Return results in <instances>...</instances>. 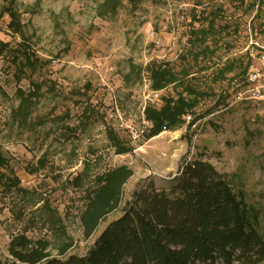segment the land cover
I'll return each instance as SVG.
<instances>
[{"label":"rangeland","instance_id":"374dc122","mask_svg":"<svg viewBox=\"0 0 264 264\" xmlns=\"http://www.w3.org/2000/svg\"><path fill=\"white\" fill-rule=\"evenodd\" d=\"M101 2L0 0V260L8 259V242L17 234L47 240L52 256L64 242L72 244L67 254L85 255L134 191L152 184L169 193L182 164L198 157L258 209L264 237V102H236L231 91L240 66L256 67L245 52L251 35H264V0L122 2L116 14L102 16ZM7 9L16 12L19 32L8 28ZM198 30L205 31L200 43L191 33ZM204 47L213 56L195 60ZM24 49L41 62L34 73L21 70ZM150 63L185 68L190 76L183 82L207 96L183 126L145 140V107H159L162 97L183 89L169 86L154 99L144 71L126 77L131 67ZM224 66L235 70L216 79ZM33 85L40 91L19 123L17 91L26 95ZM109 131L131 153L118 155ZM122 165L133 176L119 208L84 239L79 216L86 192Z\"/></svg>","mask_w":264,"mask_h":264},{"label":"trees","instance_id":"16d2710c","mask_svg":"<svg viewBox=\"0 0 264 264\" xmlns=\"http://www.w3.org/2000/svg\"><path fill=\"white\" fill-rule=\"evenodd\" d=\"M144 0H102L99 15H114L122 2L132 7ZM8 28L19 32L16 12L5 10ZM197 42L204 41L205 31L191 32ZM7 46V43L1 44ZM205 54L213 56L207 47L194 54L195 60ZM18 60L23 72H36L41 67L30 50L20 52ZM15 59V58H14ZM17 61V60H16ZM196 63V62H195ZM249 63L240 69L241 78ZM235 67L224 66L216 79H225ZM145 72L149 88L161 92L169 86L182 87V92L161 98V105L148 104L143 112L149 124L145 140L163 131L183 126L186 117L195 115V109L207 95L183 81L190 73L181 68L175 71L168 63H150L145 68L131 67L126 77L135 72L140 77ZM231 82V80L229 81ZM40 91L37 85L26 95L18 90L20 102L13 116L25 123L28 110ZM229 97V95H225ZM196 118L188 123V129ZM107 138L118 155L131 153L132 148L113 132ZM0 153V169L3 168ZM2 174H0V177ZM133 176L129 167L122 165L107 170L98 178L95 187L84 196V209L79 216L84 239L91 238L100 223L115 212L121 203L125 184ZM80 184V177L73 181ZM170 192L160 191L152 184L134 191L125 202L121 215L109 222L83 255L67 254L71 242H64L56 256L49 253L50 243L45 239L31 240L26 234L10 238L8 259L0 264H261L264 262V237L260 232V212L250 205L243 192L236 191L216 170L201 157L184 162L173 179ZM14 185V184H12Z\"/></svg>","mask_w":264,"mask_h":264},{"label":"built area","instance_id":"2783aa9c","mask_svg":"<svg viewBox=\"0 0 264 264\" xmlns=\"http://www.w3.org/2000/svg\"><path fill=\"white\" fill-rule=\"evenodd\" d=\"M245 53L251 62H255L256 67L252 66L244 76L231 82L234 94L232 100L264 102V35H251ZM150 96L157 99L159 92L151 91ZM189 119L186 117L187 121ZM146 126H149L147 122Z\"/></svg>","mask_w":264,"mask_h":264}]
</instances>
